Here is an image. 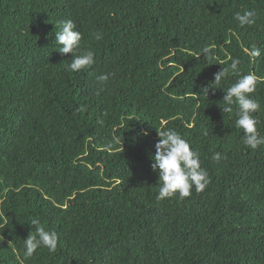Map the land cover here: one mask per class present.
Returning a JSON list of instances; mask_svg holds the SVG:
<instances>
[{
  "label": "trees",
  "instance_id": "trees-1",
  "mask_svg": "<svg viewBox=\"0 0 264 264\" xmlns=\"http://www.w3.org/2000/svg\"><path fill=\"white\" fill-rule=\"evenodd\" d=\"M69 19L95 53L79 72L55 42ZM232 58L257 78L264 134V0H0V264H264V145H244L235 104L223 113L238 75L203 91ZM168 129L211 183L158 201ZM33 219L54 253L23 256Z\"/></svg>",
  "mask_w": 264,
  "mask_h": 264
},
{
  "label": "clouds",
  "instance_id": "clouds-1",
  "mask_svg": "<svg viewBox=\"0 0 264 264\" xmlns=\"http://www.w3.org/2000/svg\"><path fill=\"white\" fill-rule=\"evenodd\" d=\"M235 19L239 26H251L256 23V13L246 10L242 14L235 13ZM95 39H102L100 33L95 34ZM82 34L76 30V25L72 20H64L60 24V31L56 32L55 42L59 45L58 50L61 54H72L71 63L67 68L71 72H79L85 70L96 63L95 53L91 49L81 48ZM210 49L205 47L202 55L212 64L214 57L210 55ZM251 56L258 57L261 55V49L253 48L250 52ZM241 61L239 58H232L231 63L227 67L214 74V80L203 88L208 95L210 88H216L220 85L229 74L238 75L239 78L226 90L223 97L227 107H222L224 112H231L232 105L238 108L235 127L243 130L242 141L244 145L252 150L259 149L264 145V134L258 131V119L253 115L260 109V103L251 98L249 94L256 89L257 78L249 73L240 75ZM107 73L97 77L101 84L109 81ZM207 136L208 132L205 131ZM160 139L157 141L152 169L158 171L159 190L156 199L164 200L178 194L182 200L192 194L193 188L196 192H202L206 186L211 183L208 171L201 166L199 153L196 152L190 143L173 129L158 131ZM213 160L219 162L222 158L221 153L215 152ZM31 225L35 226L36 234H30L23 242V256L31 258L37 249L45 247L49 252L54 253L58 247V234L55 231H47L40 226L38 219H33Z\"/></svg>",
  "mask_w": 264,
  "mask_h": 264
}]
</instances>
